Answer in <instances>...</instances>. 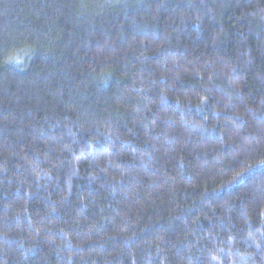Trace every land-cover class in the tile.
<instances>
[{"label":"trees","instance_id":"obj_1","mask_svg":"<svg viewBox=\"0 0 264 264\" xmlns=\"http://www.w3.org/2000/svg\"><path fill=\"white\" fill-rule=\"evenodd\" d=\"M0 264H264V0H0Z\"/></svg>","mask_w":264,"mask_h":264},{"label":"bare ground","instance_id":"obj_2","mask_svg":"<svg viewBox=\"0 0 264 264\" xmlns=\"http://www.w3.org/2000/svg\"><path fill=\"white\" fill-rule=\"evenodd\" d=\"M249 167V166H248ZM253 167V166H252ZM250 168V167H249ZM256 168V167H255ZM258 168H260V166L258 167ZM250 170H252V169H250ZM254 170V169H253ZM247 171V170H246ZM249 171V170H248ZM250 172V171H249ZM254 174V173H253Z\"/></svg>","mask_w":264,"mask_h":264}]
</instances>
